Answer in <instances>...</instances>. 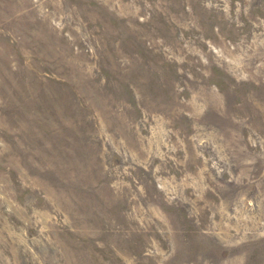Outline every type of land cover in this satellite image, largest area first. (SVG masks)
I'll return each instance as SVG.
<instances>
[{
  "label": "rangeland",
  "instance_id": "rangeland-1",
  "mask_svg": "<svg viewBox=\"0 0 264 264\" xmlns=\"http://www.w3.org/2000/svg\"><path fill=\"white\" fill-rule=\"evenodd\" d=\"M0 264H264V0H0Z\"/></svg>",
  "mask_w": 264,
  "mask_h": 264
}]
</instances>
